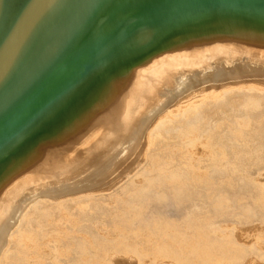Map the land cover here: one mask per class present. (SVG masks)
Returning a JSON list of instances; mask_svg holds the SVG:
<instances>
[{"label":"bare ground","instance_id":"bare-ground-1","mask_svg":"<svg viewBox=\"0 0 264 264\" xmlns=\"http://www.w3.org/2000/svg\"><path fill=\"white\" fill-rule=\"evenodd\" d=\"M217 2L0 0V264H264V11Z\"/></svg>","mask_w":264,"mask_h":264},{"label":"rangeland","instance_id":"rangeland-1","mask_svg":"<svg viewBox=\"0 0 264 264\" xmlns=\"http://www.w3.org/2000/svg\"><path fill=\"white\" fill-rule=\"evenodd\" d=\"M216 1H218L217 3H223L225 7H228V9H229L228 12L234 13L237 16H239L238 14L247 15L248 10H250L251 8L257 9L259 11H264V7L262 6V3L264 2V0H256L253 2V4L256 3L254 5L247 4L246 0H216ZM213 2H215V0H213ZM253 22H256V20H254ZM130 162H131V159L128 158L125 162L121 163L120 165H118V167L114 168L112 170V173L110 176H108L106 174V176H108L107 178L104 174L101 175V177H99L101 179V181L99 179V182H101V183L107 182L110 177L114 176L115 174L117 175L118 173H120L128 164H130ZM256 172H257V168H255V167H253L250 171L251 175H253V176L256 175ZM178 213H175V212L172 213L171 212L170 214H173L172 216H177ZM226 222L232 223V220L227 219Z\"/></svg>","mask_w":264,"mask_h":264},{"label":"water","instance_id":"water-1","mask_svg":"<svg viewBox=\"0 0 264 264\" xmlns=\"http://www.w3.org/2000/svg\"><path fill=\"white\" fill-rule=\"evenodd\" d=\"M20 124L15 122H5L0 126V148L12 137L13 134L20 131Z\"/></svg>","mask_w":264,"mask_h":264}]
</instances>
